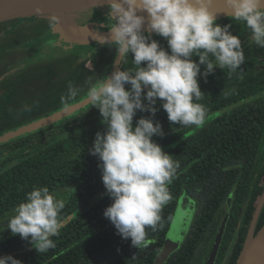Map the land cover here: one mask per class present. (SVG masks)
<instances>
[{
	"label": "trees",
	"instance_id": "1",
	"mask_svg": "<svg viewBox=\"0 0 264 264\" xmlns=\"http://www.w3.org/2000/svg\"><path fill=\"white\" fill-rule=\"evenodd\" d=\"M32 20L24 21L12 33L5 31L17 19L2 22L0 33L19 36L17 48L22 47L50 29L47 19L34 16ZM216 22L232 25L231 31L242 41L245 61L235 72L217 67L206 80L198 77L204 93L199 103L207 111L200 126L170 123L158 100L153 120L161 123L164 136L153 140L179 161L180 167L169 186L171 199L161 211L162 227L155 232L146 229V245L133 247L131 239L122 238L103 215L112 200L102 182L99 160L88 152L96 133L104 131L102 120L89 126L97 120L89 118L100 114L94 108L0 144V226L34 187L46 186L65 201L63 226L59 236L52 238L55 248L39 252L30 240L5 230L0 234V257L11 255L22 264H96L101 260L107 264H154L171 227L177 199L187 192L198 204L196 215L184 242L164 264H204L227 214L216 264L237 263L264 191V70H256L264 62V55L260 56L264 48L255 45L244 22L231 16ZM152 37L167 48L165 38ZM35 48L18 49L28 54ZM104 48L101 52L105 55L113 49L110 45ZM15 50L0 48V64L6 56L10 60L0 71V135L83 99L89 82L94 83L99 74L94 69L83 72L89 59H82L83 51L24 59L25 66L17 67L19 63L12 60ZM115 52L110 55V65ZM8 64L15 70L7 73ZM96 67L100 68L97 63ZM130 67L132 56L123 57L120 68ZM71 88L78 89L76 97L70 96ZM149 115L137 111L134 126L137 119ZM263 224L264 207L255 231Z\"/></svg>",
	"mask_w": 264,
	"mask_h": 264
},
{
	"label": "clouds",
	"instance_id": "2",
	"mask_svg": "<svg viewBox=\"0 0 264 264\" xmlns=\"http://www.w3.org/2000/svg\"><path fill=\"white\" fill-rule=\"evenodd\" d=\"M211 2H108L111 23L101 43L114 46L120 57L131 55L133 67H117L110 76L89 82L88 103L99 110L104 131L96 133L88 152L98 158L102 182L112 200L103 215L136 248L146 245V229L155 232L162 227L161 211L171 199L169 186L180 167L153 140L164 136L161 123L153 120L158 100L170 123L200 126L207 111L199 103L204 93L198 77L206 80L217 67L235 72L245 61L241 39L233 34L231 24L216 22V14L209 10ZM224 3L233 20L245 23L255 45L264 48V0ZM47 23L55 28L60 18L52 15ZM152 34L165 38L167 48ZM201 66H205L203 72ZM77 94L78 89H70L71 97ZM137 111L150 115L137 119L134 126ZM64 208V199L48 187H34L0 226V234L10 230L13 236L30 240L37 251L46 252L56 247L52 238L60 234ZM0 264L22 261L5 255Z\"/></svg>",
	"mask_w": 264,
	"mask_h": 264
},
{
	"label": "water",
	"instance_id": "3",
	"mask_svg": "<svg viewBox=\"0 0 264 264\" xmlns=\"http://www.w3.org/2000/svg\"><path fill=\"white\" fill-rule=\"evenodd\" d=\"M3 2L0 4V23L12 20V19H20L22 17L31 16L39 17V18H49L52 15H55L53 6L57 3L63 2L64 0H2ZM109 0H93L86 3H83L79 7L72 9L67 15L70 18L71 22L68 24L60 23L57 27L52 28L51 32L59 34V40H63L64 42L72 41V38L76 40L75 43L79 44H87L91 41L90 32L92 31V27L96 25L95 22H89L86 24H80L77 22L75 16L78 13H81L88 7H97L101 5H107ZM39 9V11H37ZM209 10L216 14L217 19L219 17H230L228 14L230 11L224 0H212L211 4H209ZM144 15H147L144 13ZM107 36L109 34L108 31L103 30ZM154 34H152L153 36ZM102 40V39H101ZM99 39V41L101 42ZM93 41V40H92ZM74 42V41H73ZM72 43V42H71ZM75 43H72L74 45ZM123 57H120L117 54V57L113 63L112 69L110 70L108 76L111 75L113 71L116 70L117 67L121 66ZM88 99H83L79 102L69 105L71 109L58 110L52 115L44 116L40 119H37L33 122L27 123L21 127H18L12 131H9L5 134L0 135V144L6 143L14 138L20 137L28 132L35 131L39 128H42L46 125H50L53 122V118L60 117L64 115L70 110L82 109L84 106L88 105ZM67 107V106H66ZM65 107V108H66ZM264 192L262 193L259 202H257V208L254 213L253 219L251 221L250 229L248 231L243 249L239 255L236 264H264V224L256 230V224L262 208L264 207ZM229 214L225 216L221 225L218 229V232L215 236L214 243L210 254L204 264H215L217 260V256L219 254L220 246L223 241V237L226 230V225L228 222Z\"/></svg>",
	"mask_w": 264,
	"mask_h": 264
},
{
	"label": "rangeland",
	"instance_id": "4",
	"mask_svg": "<svg viewBox=\"0 0 264 264\" xmlns=\"http://www.w3.org/2000/svg\"><path fill=\"white\" fill-rule=\"evenodd\" d=\"M92 10L87 11V13L82 18V22L85 21L87 18H90L92 16V14H91ZM85 11H83L82 13H84ZM100 11L108 12V5H106L105 9H102ZM94 18H95L94 20L98 24H100L99 25L100 29L102 28L101 25H104L102 29L108 31V26L111 23V21L109 20V18H107V16H96ZM219 18L223 19L224 17H219ZM27 19H31V16H26V17H22L20 19H17V21L11 25V27L9 28V30L7 32L12 33V31L15 29L12 27H16L17 25L18 26L21 25V23H23ZM44 19H47V18H44ZM216 20H218L217 17H216ZM13 35H11L10 37H8V36L4 37V36L0 35L1 37H4L3 39L0 40V48L2 50H8V49L13 50V49L17 48V43H18V40L20 37L18 36V38H17V35H15V34H13ZM27 36H28V33H27L26 37ZM57 36L59 38V34H57ZM56 40H57L56 39V33H52L48 30L44 36L35 39V41H33V42H27L28 44L26 47L34 46V47H36V49H35L36 54H33L34 56L37 55L39 57L48 58V57H51V55H53V54H62L65 51L64 49L55 45ZM89 49L91 52L93 51L92 46ZM25 54L26 53L23 51H21V52L18 51V52H16V54L14 53V56H12L13 62L19 63L18 64L19 66H17V67L25 66V64L22 62L25 59ZM6 58H7L6 61L10 62L9 57L6 56ZM6 61L1 60L2 64H0V71H2V69H4V65H5ZM7 68H8L7 73H10V72L14 71L16 67H13L11 64H8ZM105 76H108V74L107 73L103 74L100 78H103ZM83 99H88L87 95ZM83 99H81V100H83ZM81 100H79V101H81ZM79 101H77V102H79ZM94 108H96V107L88 104V105L84 106V108H82V109H75L74 111L70 110L67 113H65L64 115H61L60 117L53 118V122H51V124L52 125L57 124V123L65 120L66 118L73 116L74 114L78 113L79 111H81L83 109H85V111L86 110L90 111ZM64 109L65 110L71 109V107L67 106L66 108H63L61 110H64ZM92 118H95L97 120L92 121L89 124V126L94 125L97 121L102 120L101 114H96L95 116H92L89 119H92ZM46 126H44V127H46ZM44 127H42V128H44ZM59 197L63 198L62 196H59ZM177 202L178 203H177V206L175 209V215H174L171 227L169 229V232L166 236V239H165V242L163 245V249L160 252V254L158 255V257L156 258L154 264H164L168 260L169 256L171 254H173L182 245V243L184 242L185 237L189 233V230H190L192 223L194 221V218L196 215V210L198 208V204H197V202H195L194 198H192L187 192H183L181 194V196L177 199ZM96 264H107V261L101 260Z\"/></svg>",
	"mask_w": 264,
	"mask_h": 264
},
{
	"label": "flooded vegetation",
	"instance_id": "5",
	"mask_svg": "<svg viewBox=\"0 0 264 264\" xmlns=\"http://www.w3.org/2000/svg\"><path fill=\"white\" fill-rule=\"evenodd\" d=\"M108 5V4H107ZM89 9H85V10H83V11H85L84 13H78L76 16H75V18H76V20H77V22H81L80 24H86V23H89V22H95L96 23V25L95 26H93L92 27V31L90 32V36H91V38L89 39V41H91V42H89V43H87V44H79V43H75L76 42V40H74L73 38H72V41H70V42H64L63 40H59V38H58V36H57V34H56V41H55V45L56 46H58V47H60V48H62V49H64L65 51H64V53H62V54H53V55H51V57H53V56H64V55H66V54H68L69 52H71V51H83V56H82V59H88L87 60V62H86V65H85V68H84V70H83V72H87L88 70H90V69H94V70H96V71H98L99 72V74H98V77H97V79L98 78H100L103 74H104V71H107V70H111L112 69V66H113V63H114V61H115V59H116V57H117V54H118V52L116 51L115 52V56H114V60L112 61V65H110V62H109V58H110V55L113 53V50L114 49H116L114 46H112V51H110V53H108L107 55H105V54H103L102 52H101V50L102 49H105L104 47H106V45H109L108 43H101L100 41H99V39L101 40L102 39V37L103 36H105L106 34L105 33H103L102 31H103V26L104 25H101V29L99 28V25L100 24H98L94 19V17H96V16H107V12H104V11H100V10H102V9H105L106 8V5H101V6H97V7H88ZM93 9V10H92ZM89 10H92V12H91V14H92V16L90 17V18H87L85 21H83L82 22V18H83V16L87 13V11H89ZM40 19H43V18H40ZM27 23H32L33 22V20L31 21V19H27V20H25ZM36 21H38V20H36ZM24 23V22H23ZM23 23H21V25L23 24ZM21 25H17L16 27H12V28H15L14 30H16L18 27H20ZM9 28L10 27H8V30H9ZM51 27H50V32H51ZM6 33H8L7 31H5ZM3 34V36L5 35L4 33H0V35H2ZM44 36V35H43ZM1 37V36H0ZM93 40V41H92ZM35 41V40H34ZM74 41V42H73ZM28 42H33V41H28ZM75 43L74 45H72V43ZM27 44L28 43H25L22 47H18V48H27V49H31L32 47H34V46H30V47H26L27 46ZM92 46V49H93V51L91 52L90 51V47ZM18 48H16V52H18V51H23V52H25L26 54H25V59H27L28 61L30 60H34V59H39V58H41V59H45L44 57H39V56H34L33 54H36V52H35V50L34 51H32L31 53H28L27 54V51H25V50H22V49H18ZM36 49V48H35ZM32 50V49H31ZM16 52H14L15 54H16ZM262 55H264V51H262V52H260V56H262ZM13 56H14V54H13ZM93 56H95V60L93 61L91 58L93 57ZM51 57H48V58H51ZM123 60V59H122ZM26 61V60H25ZM24 61V62H25ZM96 63L98 64V66L100 67V68H97L96 67ZM122 64V63H121ZM256 70H264V62L263 63H261V64H259L258 65V67H257V69ZM110 72V71H109ZM109 72L107 73V74H109ZM225 218V217H224ZM223 221V220H222ZM221 225V224H220ZM160 254V253H159ZM158 257V256H157ZM206 262V261H205ZM204 262V263H205ZM215 264H216V262H215Z\"/></svg>",
	"mask_w": 264,
	"mask_h": 264
},
{
	"label": "bare ground",
	"instance_id": "6",
	"mask_svg": "<svg viewBox=\"0 0 264 264\" xmlns=\"http://www.w3.org/2000/svg\"><path fill=\"white\" fill-rule=\"evenodd\" d=\"M93 1V0H64L63 2L57 3L53 6V11L56 16L60 18L61 23L68 24L71 22L70 18L68 17V13L72 11V9L79 7L83 3ZM3 1L0 0V4Z\"/></svg>",
	"mask_w": 264,
	"mask_h": 264
}]
</instances>
